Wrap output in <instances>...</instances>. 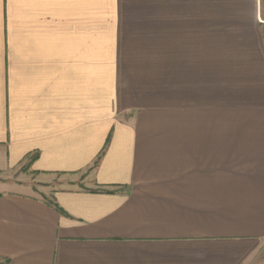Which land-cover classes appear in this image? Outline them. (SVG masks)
<instances>
[{
  "label": "crops",
  "instance_id": "obj_1",
  "mask_svg": "<svg viewBox=\"0 0 264 264\" xmlns=\"http://www.w3.org/2000/svg\"><path fill=\"white\" fill-rule=\"evenodd\" d=\"M0 264H264L262 0H0Z\"/></svg>",
  "mask_w": 264,
  "mask_h": 264
},
{
  "label": "rangeland",
  "instance_id": "obj_2",
  "mask_svg": "<svg viewBox=\"0 0 264 264\" xmlns=\"http://www.w3.org/2000/svg\"><path fill=\"white\" fill-rule=\"evenodd\" d=\"M262 6H263V13H264V0H262ZM11 175H13L11 177L13 180H19L24 183L33 181L35 185L39 186L38 184L39 181H36V180H39L38 176H33L32 174H29L28 169L25 167L21 168L19 171H17V173H13ZM46 186H47L46 184L41 185L42 188H45Z\"/></svg>",
  "mask_w": 264,
  "mask_h": 264
},
{
  "label": "trees",
  "instance_id": "obj_3",
  "mask_svg": "<svg viewBox=\"0 0 264 264\" xmlns=\"http://www.w3.org/2000/svg\"><path fill=\"white\" fill-rule=\"evenodd\" d=\"M109 141H110V139H108V142H107V145L109 144ZM101 159V157L99 158V160Z\"/></svg>",
  "mask_w": 264,
  "mask_h": 264
}]
</instances>
